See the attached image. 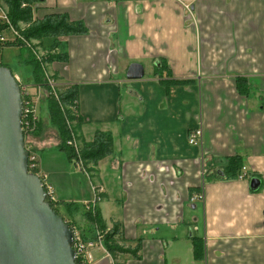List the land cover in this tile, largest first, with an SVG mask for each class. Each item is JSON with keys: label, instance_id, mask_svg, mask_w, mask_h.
Listing matches in <instances>:
<instances>
[{"label": "crops", "instance_id": "0c3cea01", "mask_svg": "<svg viewBox=\"0 0 264 264\" xmlns=\"http://www.w3.org/2000/svg\"><path fill=\"white\" fill-rule=\"evenodd\" d=\"M37 7L36 17L65 14L87 30L61 41L66 62L51 67L60 85L77 87L78 139L90 141L95 131L113 139L111 156L95 166L97 212L118 227L117 243L138 248L137 257L113 262L96 246L91 264H264V0H40ZM131 64L142 67L141 80L127 81ZM40 112L41 131L26 140L37 173L55 207L91 239L83 207L93 200V179L56 149L57 133ZM197 128L202 144L192 145ZM234 156L259 189L210 179L203 203H190L203 172H219Z\"/></svg>", "mask_w": 264, "mask_h": 264}, {"label": "water", "instance_id": "95a60500", "mask_svg": "<svg viewBox=\"0 0 264 264\" xmlns=\"http://www.w3.org/2000/svg\"><path fill=\"white\" fill-rule=\"evenodd\" d=\"M125 77L141 80L142 67L131 64ZM21 109L19 85L0 66V264H75L70 228L45 201L40 179L28 173ZM259 185L252 178L249 189Z\"/></svg>", "mask_w": 264, "mask_h": 264}, {"label": "trees", "instance_id": "16d2710c", "mask_svg": "<svg viewBox=\"0 0 264 264\" xmlns=\"http://www.w3.org/2000/svg\"><path fill=\"white\" fill-rule=\"evenodd\" d=\"M39 2L40 0H0V4L5 8L7 17L13 28L19 30L18 28L20 24L29 25L27 30L21 32V35L24 39L28 41H38L40 44L41 41L48 40L52 43L50 50H55L58 49V46L61 44V41L64 38L68 36L84 35L87 33L86 28L81 22H72L65 14L50 13L44 15L40 19L34 18L33 16L38 10L37 5ZM5 34L7 35V32H5ZM16 41L0 43V52L2 49L10 46L12 47L13 45H21V47H23L21 43L19 44V42L17 43ZM46 61L50 63L54 61L66 62V55L64 53L59 55H48ZM26 64L31 68V80L33 85H41L40 87H42L44 80L42 79L38 62L31 56V58L27 60ZM0 66L6 68V66L2 65V63H0ZM243 83L244 82L242 80L236 81V90L240 95L247 94V87L245 86V83ZM56 93L58 100H56L49 92V94H47L44 100L42 99V101L46 102L47 104L49 126L55 129L57 133L59 143L56 146V149L64 153L69 162L75 164L76 156L73 152V149L67 145V141L70 138V133L77 134L81 125L83 124V121L77 110V87L76 85H69L68 87H63L61 91ZM41 128L42 125L39 121L32 135H38L41 131ZM112 152L113 139L108 133L102 131H95L90 142H81L79 145V157L85 162V164L92 163L96 166L99 161L111 156ZM242 167L241 160L237 156H234L226 160L222 170H217L219 171L217 173H207L204 176L209 178V180H235L239 179V176L242 173ZM49 206L52 211L57 216H59L55 212V203H49ZM83 209L84 217L87 220L88 225H90L92 228L93 232L95 229L98 230L96 224L99 226V229H103L104 226L98 212L95 217H92L93 215L91 216V213L86 211L84 207ZM62 220L70 229L73 228L70 223L64 219ZM99 233L102 237V246L110 254L113 262L115 261L118 254L137 257L138 248L135 250H130L120 248L115 245L116 242L120 240L118 227H116V225H112L111 230L107 232L105 229H103V234H101V231L99 230ZM83 239L85 238L83 237ZM92 239H94V237L85 240ZM191 243L193 247L194 258L196 260L201 259L203 256V249L196 240H191ZM75 264L78 263L75 262Z\"/></svg>", "mask_w": 264, "mask_h": 264}, {"label": "built area", "instance_id": "2783aa9c", "mask_svg": "<svg viewBox=\"0 0 264 264\" xmlns=\"http://www.w3.org/2000/svg\"><path fill=\"white\" fill-rule=\"evenodd\" d=\"M5 32L10 33L11 39L17 38L16 33L12 30V26L9 22V19L7 17V12L5 8L0 4V43H4L9 41L10 37L5 34ZM15 78V77H14ZM16 82L19 85L20 88V97L22 102V109H21V118H20V126L21 131L23 133L24 137V144H25V150L28 152V158H27V169L28 173L36 175L41 183L42 187L45 193V201L49 204H54V198H53V190L49 184L45 182L46 177L43 175H38L37 173V163L38 158L37 155H35L33 149L25 142L28 137L32 136L38 122H39V115H38V102L42 101L43 97L41 95V91H43L42 87H39V89L35 91V93L31 94L26 87L21 86L19 84V81L15 78ZM48 87H52L53 85L49 82L47 83ZM54 91V88H51ZM46 92V91H44ZM52 94V91H49ZM56 93V92H55ZM189 143L192 145L195 144H202V132L201 129L197 128L194 131H191L188 136ZM67 145L73 149V152L76 156L75 159V167L76 169L83 171L81 159L79 157V146L76 143V140L71 136L69 140L67 141ZM28 146V148L26 147ZM244 171V169H242ZM204 176V172L202 174ZM201 176V177H202ZM240 179H245V175L241 173L239 176ZM203 187H201V190L198 192V194H195L191 196L189 199L190 203H203ZM94 197L93 200L89 203H86L84 208L86 211H88L91 214H94V212H97V205L100 202V189H94L93 188ZM72 232V250L75 253V262L78 264H91V250L95 248L96 246L102 247V237L98 230L95 229L94 231V239L92 240H85L83 239L80 232H78L75 228L70 229Z\"/></svg>", "mask_w": 264, "mask_h": 264}, {"label": "rangeland", "instance_id": "374dc122", "mask_svg": "<svg viewBox=\"0 0 264 264\" xmlns=\"http://www.w3.org/2000/svg\"><path fill=\"white\" fill-rule=\"evenodd\" d=\"M36 14V13H35ZM34 18H38L35 15L33 16ZM29 27V25H23L20 24L19 25V30H16L15 28H13L12 26V30L16 33L17 38H15L14 40L11 39V35L9 32H7V35L10 37L9 42L12 41H16L17 43L19 42V44L21 43L23 45V47H21V45H13L12 47H7L2 49V51L0 52V63H2V65L6 66L7 69H9L11 71V73L13 74V76L19 81V84L21 86L26 87V89L31 93H35L36 89L38 90L39 87L41 85H33L32 80H31V68L29 67V65L26 64L27 60L31 58V56L38 62L39 66H40V71L42 74V79L44 80L43 85H42V89H44L43 91H41V95L44 98L46 97L47 94H49V91H52V96H54V98L56 100H58L57 98V93L55 92H59L61 91V89L63 87H68L67 85H60V79L58 78V76L53 72L52 69V64L54 63H63V62H47L46 58L48 55H59L62 54V52L58 51V49L60 50V45L58 46V49L55 50H50L52 43L49 42L48 40H43L41 41V44L38 43V41H28L26 39L23 38V36L21 35V32H23L24 30H27V28ZM12 44V43H10ZM40 44V45H39ZM149 68H147V71L145 70V75H147ZM51 83L54 88V91L48 87L47 83ZM46 91V92H44ZM51 93V92H50ZM40 104V105H39ZM38 106H40V116L42 117V119H46L47 117V104L44 101H39L38 102ZM71 136H73V138L76 140L77 145L79 146L81 144V141L78 139V133H70V138ZM93 137V135H92ZM84 140V139H83ZM92 140V138H91ZM90 140V141H91ZM87 141L86 138L84 140V142H90ZM26 142V141H25ZM28 148V146H26ZM34 151V150H33ZM35 152V151H34ZM35 155H37V153H34ZM116 153H114L113 155H115ZM106 159V158H105ZM81 164H82V168H83V172L78 170V173L83 174L84 176L86 175L89 179H93V187L94 189H100L101 186L98 180V176H97V171L95 169V164H85V162L83 160H81ZM72 167H75V165L73 164ZM76 168V167H75ZM108 170V169H107ZM105 171L104 167L101 169V172H106L103 175H107L111 173V170L109 171ZM85 176V177H86ZM90 179V180H91ZM252 178H245L244 180H246V182H248V184L250 183V180ZM211 182L209 180V178H206L205 176H202L200 179V185L199 187L201 188L202 185L205 187L207 183ZM102 194V190L101 193L99 195L100 197V201L102 200L103 196L101 197ZM199 210L201 211V206L198 204L197 205ZM55 208V212L62 218L65 219V214L62 212L61 209L54 207ZM93 215V216H92ZM97 215V212H94V214H91L92 217H95ZM77 217V216H76ZM65 221H67L65 219ZM102 221V220H101ZM68 222V221H67ZM69 223V222H68ZM103 224V229H105V231H109L111 230L112 226H110V228L105 225L102 221ZM96 227L98 228V231H101V234H103V229H99V226L96 224ZM117 247L120 248H124V246L121 243H117L115 244Z\"/></svg>", "mask_w": 264, "mask_h": 264}, {"label": "bare ground", "instance_id": "6f19581e", "mask_svg": "<svg viewBox=\"0 0 264 264\" xmlns=\"http://www.w3.org/2000/svg\"><path fill=\"white\" fill-rule=\"evenodd\" d=\"M95 228V227H94Z\"/></svg>", "mask_w": 264, "mask_h": 264}]
</instances>
